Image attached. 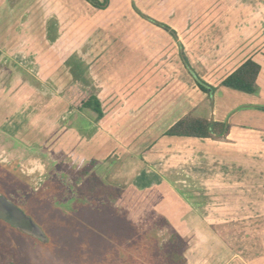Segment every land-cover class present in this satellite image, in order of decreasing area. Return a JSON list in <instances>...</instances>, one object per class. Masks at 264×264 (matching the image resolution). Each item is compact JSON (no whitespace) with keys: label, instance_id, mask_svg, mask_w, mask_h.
I'll return each instance as SVG.
<instances>
[{"label":"crops","instance_id":"1","mask_svg":"<svg viewBox=\"0 0 264 264\" xmlns=\"http://www.w3.org/2000/svg\"><path fill=\"white\" fill-rule=\"evenodd\" d=\"M69 1L62 0L67 22L58 24L71 26L58 37L54 30L51 35L44 31L48 18L40 0H0V131L39 149L54 140L50 151L76 166L93 162L103 184L114 188L106 181L112 180L120 185L116 189L160 188L170 183L164 172L188 174V180L171 181L185 183L190 198L168 195L163 200L169 209L161 213L172 215L174 223L160 229L179 238L177 257L166 262L264 264V0H133L134 6L129 0L124 7L109 1L103 9L77 0L84 12ZM199 8L214 12L197 16ZM236 10L244 16L235 19ZM92 15L103 17L97 28ZM78 25L83 31L76 38ZM58 39L62 48H56ZM246 60L259 66L256 92L221 86ZM186 62L216 87L211 97L198 89ZM47 82L53 93L42 99L37 86ZM83 88L98 100L99 117L88 108L71 109ZM186 115L226 122L228 133L224 138L165 134ZM71 117L94 121V131L80 136ZM72 145L83 152L76 155ZM250 169L256 172L249 177L257 188L251 191L254 205L245 216L256 223L261 249L253 262L236 252L218 229L223 218L216 205L228 200L218 195H228L227 188L235 184L229 180L238 171L249 175Z\"/></svg>","mask_w":264,"mask_h":264},{"label":"rangeland","instance_id":"2","mask_svg":"<svg viewBox=\"0 0 264 264\" xmlns=\"http://www.w3.org/2000/svg\"><path fill=\"white\" fill-rule=\"evenodd\" d=\"M40 1L43 17L48 18L44 31L50 34L54 30L58 37L63 33L66 34L64 29L66 25H62L67 22L66 3L62 0L60 2L59 0ZM97 1L103 2V0ZM116 1H118L117 5H122L129 0H107L106 6L108 3L111 5ZM69 4H73L77 12L83 11L77 0H70ZM124 6L127 5L123 4ZM130 6H134L133 0H130ZM251 11H254V8H251ZM57 12L58 19L55 17ZM196 12H198L197 16L203 14V16L209 17L214 11H211L210 8L201 11L199 8ZM243 16V11L236 10L235 19ZM155 17V15H150L151 19H155ZM102 19L103 17L92 15V26L99 27ZM58 22H62V24H58ZM61 25L64 31L62 30L59 35L58 29L60 32ZM68 26L71 25L66 27ZM244 26L247 27V24ZM244 26L240 25V27ZM81 27L83 26L78 25L74 29L76 38L82 34ZM205 27L206 25H203L201 28L205 29ZM57 43L55 42L56 48H62L60 39ZM65 45L66 42L64 47ZM6 76L7 74L2 80ZM37 88L42 99H45L46 96L50 97L51 92L53 93L50 82L42 83ZM71 109L75 110L72 107ZM69 119L66 118L65 121ZM71 120L73 121L72 127L76 128L80 136L89 135L94 131V129H90L92 123L96 126L94 121L81 117L76 119L71 117ZM65 139L67 141V137ZM46 141L48 140H44V143ZM54 143L53 140L44 147L45 149H39L35 145H26L23 141H15L14 138L8 137L0 131V193H4L22 207L42 227L48 237L46 243H41L16 232L0 221V264H120L124 257L128 259L126 263L130 264L129 260L132 257L141 254L140 246L137 244L138 234L141 240L147 239L153 244H151L152 250L149 252V258L155 256L161 264H169L163 257L164 249L154 251L155 240L163 243L170 238L167 232H163L164 229H160L162 228L159 225L160 220L157 218L154 224L146 223L149 224L150 230L148 231L145 221L139 219V215L144 211L139 210L137 206L122 205V202L117 204L115 196L111 197L109 203L103 204L106 201L105 198L100 197L101 185L96 183L103 180L101 173L89 164L76 166L65 155L50 151L48 147L54 146ZM75 147H77L76 155L83 152L79 145ZM71 148L75 151L73 145ZM86 155L90 156L91 152ZM91 164L93 165V162ZM174 174H178V170L170 174L169 171L164 172L166 179L170 180L171 184H162L160 189L165 188V192L170 193L171 197L187 201L190 195L185 183L172 182L171 180H188L189 175L187 174V178L186 175L174 176ZM239 176L244 180H240ZM249 176L256 177V172L250 169L248 175L238 171L234 180H229L230 183L235 182V184L227 188L228 195H224V193L218 195L221 199L228 197V200H220L216 204L217 214L223 218V224L217 225V227L228 242L236 247V252L253 262L252 260L257 258L256 255L261 249L258 247L259 234L256 232V223L245 216L254 205L252 200L254 195L251 191L257 188ZM35 180L45 182L43 188L40 187V189L42 188L40 191L35 189L36 186L38 187ZM106 181L114 187H110L109 190L115 194V188L120 185H115L116 182L112 180ZM220 181L226 183L228 180ZM70 191L75 193L76 198L74 202L71 201V207L68 209L64 208V204L62 205L61 202L64 198L68 199ZM95 197H97L96 201ZM124 214L128 219L123 216ZM138 222L144 226L138 228ZM97 230L101 232H95ZM146 230L148 233H145ZM152 231L155 232L153 239L151 238L153 235H149ZM179 263H181L180 259L176 260L174 264Z\"/></svg>","mask_w":264,"mask_h":264},{"label":"trees","instance_id":"3","mask_svg":"<svg viewBox=\"0 0 264 264\" xmlns=\"http://www.w3.org/2000/svg\"><path fill=\"white\" fill-rule=\"evenodd\" d=\"M89 2L92 6L103 9L106 6L107 0H103V2H99L97 0H85ZM156 25L162 27L164 30L169 32L172 35H175V32L170 29L168 26L157 23ZM187 64V62H186ZM189 73L194 79V82L198 89L205 93L208 97H211L214 91L216 90V87H213L209 84H207L204 80H202L197 74L194 73V71L189 67V64L186 65ZM259 66L253 62L252 60H246L243 64H241L235 71H233L231 74H229L227 77H225L220 85L224 86L226 88L240 91L244 93L253 94L256 92V86H255V79L258 75ZM71 107L74 108L77 111H81L83 109H91L94 112H96L97 116L99 117L101 115L99 102L94 96L93 92L87 88L80 89L77 96L74 98V100L71 103ZM229 130V124L226 122H218V121H212V120H206V119H200L195 118L192 115H186L185 117L179 119L177 122H175L168 130H166L165 134L168 136H182V137H195V138H224ZM91 164V163H90ZM92 165V164H91ZM97 184L101 185V192L100 197L105 198V201L103 204H107L110 202L111 197L115 196L117 198V204L118 202H122L123 204H126L131 207L137 206L139 210H142V212L139 215V219L142 221H145V226L149 229V224L146 223H155V220L158 218L160 227L166 226L168 224H172V215H170V218L164 217L161 213V210H167L169 207H167L163 200L167 198L169 194H166L164 191H166L165 188H155V189H149L145 191H136V190H130L125 188H115V194H112L109 190L108 184H103L102 180L97 181ZM76 195L75 193H72L68 196V199L66 202H63L62 205L64 208L71 207V203L75 201ZM170 199L176 200V198L171 197L169 195ZM97 197L94 198L96 201ZM72 201V202H71ZM101 204V205H103ZM117 206V205H116ZM67 210V209H66ZM147 210V211H146ZM151 213V214H150ZM124 217H127V215H123ZM128 219V217H127ZM148 221V222H147ZM144 225H141V222L137 224L138 228L143 227ZM154 232V231H152ZM148 233V232H145ZM155 233V232H154ZM179 241V238L175 235H171L169 240L166 242V244H163L162 247H158L155 249V252L159 249H164L163 257H165L166 261L169 262L172 260L174 256H177V253L179 251V248L177 247V243ZM142 240L140 238V235L138 234V244H141Z\"/></svg>","mask_w":264,"mask_h":264},{"label":"water","instance_id":"4","mask_svg":"<svg viewBox=\"0 0 264 264\" xmlns=\"http://www.w3.org/2000/svg\"><path fill=\"white\" fill-rule=\"evenodd\" d=\"M0 220L9 224L22 234L31 236L40 242H47L42 228L10 199L0 194Z\"/></svg>","mask_w":264,"mask_h":264},{"label":"flooded vegetation","instance_id":"5","mask_svg":"<svg viewBox=\"0 0 264 264\" xmlns=\"http://www.w3.org/2000/svg\"><path fill=\"white\" fill-rule=\"evenodd\" d=\"M38 180H35V184L36 185H38V187L36 186V191H40L43 187V184L45 183V182H43V181H38ZM40 182H42V183H40ZM40 187H42L41 189H40ZM70 193L72 194V192L70 191ZM1 195H4L6 198H8L9 199V197L8 196H6L4 193H0ZM67 197V196H66ZM65 199V200H64ZM63 200H62V202H61V204L63 203V202H66L67 201V199L66 198H64ZM11 200V199H10ZM12 201V200H11ZM16 206H18L24 213H26L25 212V210L22 208V207H20L16 202H14V201H12ZM27 214V213H26ZM27 215H29V214H27ZM30 216V215H29ZM31 217V216H30ZM32 218V217H31ZM33 219V218H32ZM1 221V220H0ZM35 221V220H34ZM1 222H3V221H1ZM36 222V221H35ZM3 223H5V222H3ZM37 223V222H36ZM5 224H7V223H5ZM38 224V223H37ZM10 228H13L12 226H10L9 224H7ZM39 225V224H38ZM40 226V225H39ZM41 227V226H40ZM42 228V227H41ZM16 232H18V233H20L19 231H17L15 228H13ZM43 230V229H42ZM22 234V233H21ZM23 235H25V234H23ZM149 235L151 236V235H153L151 238L153 239V237H154V232H150L149 233ZM28 236V235H27ZM29 237H31V236H29ZM32 238V237H31ZM148 238V237H147ZM34 239V238H33ZM35 240H37V239H35ZM39 241V240H38ZM47 241H48V237H47ZM156 241V246H154V249H157L158 247H161L162 245V243H161V241H157V240H155ZM163 241V240H162ZM40 242V241H39ZM41 243H43V242H41ZM46 243V242H45ZM138 244V243H137ZM151 244L152 243H150L147 239L144 241V240H142V242H141V244H138V246H140V256H134V257H132L129 261H130V264H159L158 262H157V257H155V256H152V257H150L149 258V252H151ZM153 245V244H152ZM158 245H160V246H158ZM145 246V247H144ZM155 251V250H154ZM153 258H155V260L153 261ZM126 261H128V259L126 258V257H124L121 261H120V264H125L126 263ZM152 262V263H151ZM127 264V263H126Z\"/></svg>","mask_w":264,"mask_h":264}]
</instances>
